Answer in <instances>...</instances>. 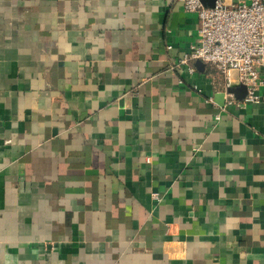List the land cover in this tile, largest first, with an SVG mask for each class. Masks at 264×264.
Returning <instances> with one entry per match:
<instances>
[{"label":"crops","instance_id":"0c3cea01","mask_svg":"<svg viewBox=\"0 0 264 264\" xmlns=\"http://www.w3.org/2000/svg\"><path fill=\"white\" fill-rule=\"evenodd\" d=\"M199 27L179 0H0V264H264V85L176 68Z\"/></svg>","mask_w":264,"mask_h":264},{"label":"built area","instance_id":"2783aa9c","mask_svg":"<svg viewBox=\"0 0 264 264\" xmlns=\"http://www.w3.org/2000/svg\"><path fill=\"white\" fill-rule=\"evenodd\" d=\"M179 1L186 11L197 13L200 27L198 43L175 67L194 73L193 62L201 60L224 74L227 88L236 74L238 83L247 87L245 101H257L259 88L264 85V0H217L214 7L203 0ZM226 96L229 102L234 100L232 93Z\"/></svg>","mask_w":264,"mask_h":264},{"label":"water","instance_id":"95a60500","mask_svg":"<svg viewBox=\"0 0 264 264\" xmlns=\"http://www.w3.org/2000/svg\"><path fill=\"white\" fill-rule=\"evenodd\" d=\"M217 0H203V2L205 3V5L210 6V7H214L216 4ZM204 62L201 60H197L196 61V65L201 68L202 66H204ZM228 93H232L237 99H244L247 95V87L244 84H240L238 86H231L228 90ZM223 97V93H221V95L219 96L220 99H218V102L223 105L224 104V100L222 99Z\"/></svg>","mask_w":264,"mask_h":264}]
</instances>
